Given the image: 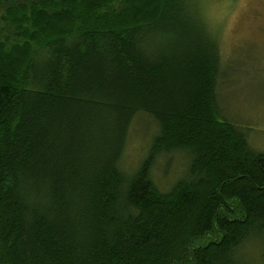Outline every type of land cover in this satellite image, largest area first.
I'll use <instances>...</instances> for the list:
<instances>
[{"label":"trees","instance_id":"trees-1","mask_svg":"<svg viewBox=\"0 0 264 264\" xmlns=\"http://www.w3.org/2000/svg\"><path fill=\"white\" fill-rule=\"evenodd\" d=\"M207 30L200 0H0V264H251L264 151L220 105Z\"/></svg>","mask_w":264,"mask_h":264},{"label":"rangeland","instance_id":"rangeland-1","mask_svg":"<svg viewBox=\"0 0 264 264\" xmlns=\"http://www.w3.org/2000/svg\"><path fill=\"white\" fill-rule=\"evenodd\" d=\"M200 10L208 33L221 44L220 105L230 121L249 129L250 144L264 151V0H200ZM155 128L153 120L145 115L134 122L122 161L125 170L140 164ZM161 158L156 160L154 179L160 188L167 189L184 172L185 156L172 153L167 158L172 162L169 171L165 168L167 160ZM240 252L256 264L264 245L250 241Z\"/></svg>","mask_w":264,"mask_h":264}]
</instances>
